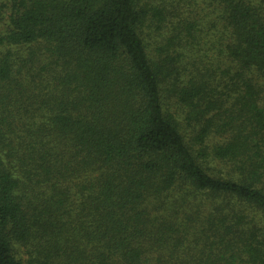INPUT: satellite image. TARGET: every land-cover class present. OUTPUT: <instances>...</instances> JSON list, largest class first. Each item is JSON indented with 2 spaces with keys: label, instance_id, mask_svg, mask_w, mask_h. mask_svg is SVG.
I'll return each mask as SVG.
<instances>
[{
  "label": "trees",
  "instance_id": "obj_1",
  "mask_svg": "<svg viewBox=\"0 0 264 264\" xmlns=\"http://www.w3.org/2000/svg\"><path fill=\"white\" fill-rule=\"evenodd\" d=\"M0 264H264V0H0Z\"/></svg>",
  "mask_w": 264,
  "mask_h": 264
},
{
  "label": "rangeland",
  "instance_id": "obj_2",
  "mask_svg": "<svg viewBox=\"0 0 264 264\" xmlns=\"http://www.w3.org/2000/svg\"><path fill=\"white\" fill-rule=\"evenodd\" d=\"M217 165V164H216ZM216 168V167H213V169Z\"/></svg>",
  "mask_w": 264,
  "mask_h": 264
}]
</instances>
